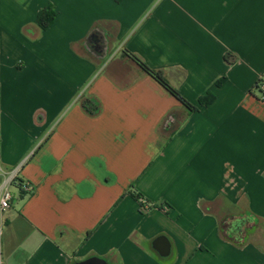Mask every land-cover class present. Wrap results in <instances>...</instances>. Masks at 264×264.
I'll use <instances>...</instances> for the list:
<instances>
[{
  "label": "crops",
  "instance_id": "obj_1",
  "mask_svg": "<svg viewBox=\"0 0 264 264\" xmlns=\"http://www.w3.org/2000/svg\"><path fill=\"white\" fill-rule=\"evenodd\" d=\"M261 85L264 0H0V264H264Z\"/></svg>",
  "mask_w": 264,
  "mask_h": 264
},
{
  "label": "trees",
  "instance_id": "obj_2",
  "mask_svg": "<svg viewBox=\"0 0 264 264\" xmlns=\"http://www.w3.org/2000/svg\"><path fill=\"white\" fill-rule=\"evenodd\" d=\"M117 2L119 0H116ZM57 14L53 10V7L51 5H46L43 9H41L37 15V25L42 31L47 30L53 21L55 20ZM123 55L132 60L137 66L151 79L156 81L157 84H159L169 95L172 97H175V99L181 103V105L189 112L194 113L197 111V107L187 102L177 90H175L165 79L164 75L160 71L153 70L149 67H147L140 59L132 55L131 53L124 51ZM225 78H222L218 80L215 83V87H221L223 83L225 82ZM258 88V87H257ZM262 95H264V92L260 91ZM215 100V96L212 93V91H208L204 97H201L198 99V106L202 108H206L209 105H211ZM80 106L83 110V112L90 117H97L101 113V103L99 99L92 97V96H82L79 100ZM13 186L18 189V191L21 193L22 196L28 195L30 192H26L24 189V182L20 178H16V180L13 182ZM127 194L129 197H131L133 200H135L137 203H139L141 210H144L145 207L148 206L147 200L145 201L142 195L134 188V185L132 184L129 186V189L127 191ZM142 201L145 202L142 203Z\"/></svg>",
  "mask_w": 264,
  "mask_h": 264
},
{
  "label": "built area",
  "instance_id": "obj_3",
  "mask_svg": "<svg viewBox=\"0 0 264 264\" xmlns=\"http://www.w3.org/2000/svg\"><path fill=\"white\" fill-rule=\"evenodd\" d=\"M260 89L262 92H264V85H261ZM262 98H264V96H262ZM32 155H33V152H31L30 154L28 153V155L26 157H24V159L21 161V163L19 165H17V167L14 170L12 169V171L9 173L8 179L4 182V184H3L4 191L0 195V215L4 210L9 208V205L11 203L10 200L12 198L11 193L9 192V189L11 186H13V182L18 177L21 169H23L22 167L31 158ZM24 189L26 192H31V190H32L30 185H25ZM142 203L145 204L144 201H142Z\"/></svg>",
  "mask_w": 264,
  "mask_h": 264
},
{
  "label": "water",
  "instance_id": "obj_4",
  "mask_svg": "<svg viewBox=\"0 0 264 264\" xmlns=\"http://www.w3.org/2000/svg\"><path fill=\"white\" fill-rule=\"evenodd\" d=\"M92 37V36H91ZM94 41L97 42V39L93 36L92 37ZM153 249L163 258L169 256L170 253V243L168 239L164 236L157 237L153 243H152ZM75 264H108V262L105 259L99 258V257H90L86 260H83L81 262L75 263Z\"/></svg>",
  "mask_w": 264,
  "mask_h": 264
},
{
  "label": "flooded vegetation",
  "instance_id": "obj_5",
  "mask_svg": "<svg viewBox=\"0 0 264 264\" xmlns=\"http://www.w3.org/2000/svg\"><path fill=\"white\" fill-rule=\"evenodd\" d=\"M233 226H234L233 224H231V227L229 226L230 230H233L234 229ZM235 228L238 229L239 228V225H235ZM237 232H238V230H237Z\"/></svg>",
  "mask_w": 264,
  "mask_h": 264
},
{
  "label": "rangeland",
  "instance_id": "obj_6",
  "mask_svg": "<svg viewBox=\"0 0 264 264\" xmlns=\"http://www.w3.org/2000/svg\"><path fill=\"white\" fill-rule=\"evenodd\" d=\"M241 220H242V219H238V218L235 219V221H236V222H239V223H241Z\"/></svg>",
  "mask_w": 264,
  "mask_h": 264
}]
</instances>
